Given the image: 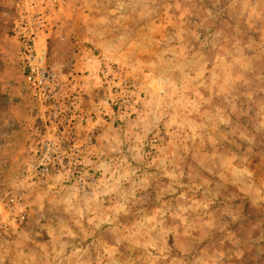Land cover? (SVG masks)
I'll return each mask as SVG.
<instances>
[{"label":"rangeland","instance_id":"374dc122","mask_svg":"<svg viewBox=\"0 0 264 264\" xmlns=\"http://www.w3.org/2000/svg\"><path fill=\"white\" fill-rule=\"evenodd\" d=\"M20 1L46 20L54 124ZM48 130L79 175H31ZM0 264H264V0H0Z\"/></svg>","mask_w":264,"mask_h":264},{"label":"built area","instance_id":"2783aa9c","mask_svg":"<svg viewBox=\"0 0 264 264\" xmlns=\"http://www.w3.org/2000/svg\"><path fill=\"white\" fill-rule=\"evenodd\" d=\"M22 5V13L25 16L20 18L21 27H17L15 34L23 37L26 80L30 86L34 97L43 103L50 104V123H56L61 115L62 104H60V94L58 92L57 80L54 73L45 67L47 51L37 47V39L44 32L46 20L39 14H30ZM25 22L23 25L22 22ZM19 28V29H18ZM72 109L73 104L68 106ZM48 130L46 137H42L40 149L30 169L34 177H46L55 170L70 172L72 175H79L81 159V148L71 142L63 132L50 134ZM65 160L68 162L65 163ZM58 167V168H57ZM61 167V169L59 168Z\"/></svg>","mask_w":264,"mask_h":264},{"label":"crops","instance_id":"0c3cea01","mask_svg":"<svg viewBox=\"0 0 264 264\" xmlns=\"http://www.w3.org/2000/svg\"><path fill=\"white\" fill-rule=\"evenodd\" d=\"M83 79L85 85L93 81L91 80V76L89 75L86 76L84 75ZM81 97L82 98L80 101V107H82L81 113H83L81 117L84 118L90 114H93L94 117L96 118L98 116L97 111H100V109H98L97 106H95V104L92 101H90V99H88L89 98L88 90L84 89V92ZM81 117L80 119L82 120ZM81 120H78V125L76 124V132H77V138L79 139V142L82 145L86 143L89 140V138L94 135V133H96L101 123L99 121V118H97V120L93 122L92 120L88 119L85 123ZM66 129H68V127H66Z\"/></svg>","mask_w":264,"mask_h":264}]
</instances>
